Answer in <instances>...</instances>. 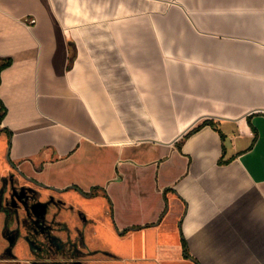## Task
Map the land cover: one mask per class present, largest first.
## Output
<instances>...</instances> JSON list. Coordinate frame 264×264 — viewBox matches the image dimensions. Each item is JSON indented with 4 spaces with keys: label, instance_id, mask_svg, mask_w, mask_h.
Returning a JSON list of instances; mask_svg holds the SVG:
<instances>
[{
    "label": "crops",
    "instance_id": "obj_1",
    "mask_svg": "<svg viewBox=\"0 0 264 264\" xmlns=\"http://www.w3.org/2000/svg\"><path fill=\"white\" fill-rule=\"evenodd\" d=\"M124 264H264V0H0V164Z\"/></svg>",
    "mask_w": 264,
    "mask_h": 264
},
{
    "label": "rangeland",
    "instance_id": "obj_2",
    "mask_svg": "<svg viewBox=\"0 0 264 264\" xmlns=\"http://www.w3.org/2000/svg\"><path fill=\"white\" fill-rule=\"evenodd\" d=\"M0 164V260L23 264H124L98 243L95 219L60 191Z\"/></svg>",
    "mask_w": 264,
    "mask_h": 264
},
{
    "label": "flooded vegetation",
    "instance_id": "obj_3",
    "mask_svg": "<svg viewBox=\"0 0 264 264\" xmlns=\"http://www.w3.org/2000/svg\"><path fill=\"white\" fill-rule=\"evenodd\" d=\"M27 179V178H26ZM29 180V179H28ZM31 181V180H30ZM33 182V181H32ZM0 264H23L13 259H3L0 260Z\"/></svg>",
    "mask_w": 264,
    "mask_h": 264
}]
</instances>
